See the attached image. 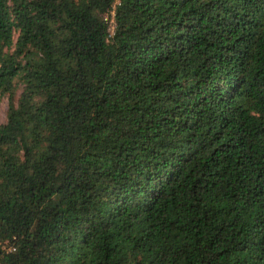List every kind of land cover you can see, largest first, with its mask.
Returning <instances> with one entry per match:
<instances>
[{
    "label": "trees",
    "instance_id": "obj_1",
    "mask_svg": "<svg viewBox=\"0 0 264 264\" xmlns=\"http://www.w3.org/2000/svg\"><path fill=\"white\" fill-rule=\"evenodd\" d=\"M6 94L0 264H264V0H0Z\"/></svg>",
    "mask_w": 264,
    "mask_h": 264
},
{
    "label": "rangeland",
    "instance_id": "obj_2",
    "mask_svg": "<svg viewBox=\"0 0 264 264\" xmlns=\"http://www.w3.org/2000/svg\"><path fill=\"white\" fill-rule=\"evenodd\" d=\"M20 91V86L18 85L15 89H14V93H13V98H17L18 93ZM7 94L5 95H1L0 96V122L4 121L5 119V112H6V106H7Z\"/></svg>",
    "mask_w": 264,
    "mask_h": 264
},
{
    "label": "built area",
    "instance_id": "obj_3",
    "mask_svg": "<svg viewBox=\"0 0 264 264\" xmlns=\"http://www.w3.org/2000/svg\"><path fill=\"white\" fill-rule=\"evenodd\" d=\"M113 11L110 10L109 13L104 14V19L107 21V30L108 32L112 31L113 28V20H112Z\"/></svg>",
    "mask_w": 264,
    "mask_h": 264
}]
</instances>
